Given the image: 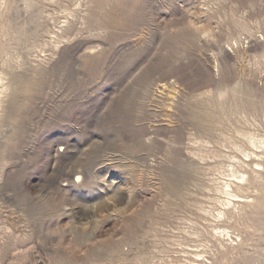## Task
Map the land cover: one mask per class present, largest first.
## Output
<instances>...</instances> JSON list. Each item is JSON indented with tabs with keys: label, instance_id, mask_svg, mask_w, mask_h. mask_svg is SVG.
<instances>
[{
	"label": "rangeland",
	"instance_id": "obj_1",
	"mask_svg": "<svg viewBox=\"0 0 264 264\" xmlns=\"http://www.w3.org/2000/svg\"><path fill=\"white\" fill-rule=\"evenodd\" d=\"M0 258L264 264V0H0Z\"/></svg>",
	"mask_w": 264,
	"mask_h": 264
},
{
	"label": "bare ground",
	"instance_id": "obj_2",
	"mask_svg": "<svg viewBox=\"0 0 264 264\" xmlns=\"http://www.w3.org/2000/svg\"><path fill=\"white\" fill-rule=\"evenodd\" d=\"M72 158L74 159L75 157H72ZM83 160L84 159H79L76 162L70 161L69 162V166L71 165L70 168L68 170H66L65 168L64 169L62 168L61 171L56 172L54 174V181H58L60 179L69 180V178H71L72 175H76L77 176L76 182H78L80 178L85 177L87 171L92 169L96 165V163H92V166H91V165H88L89 161H87L86 159L85 161ZM60 162L65 165V163L62 162V160H60ZM22 254L24 257H28L30 255V251H25ZM18 256L19 255H14L13 258L16 259ZM1 262H2V259L0 258V263Z\"/></svg>",
	"mask_w": 264,
	"mask_h": 264
}]
</instances>
